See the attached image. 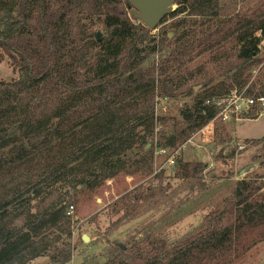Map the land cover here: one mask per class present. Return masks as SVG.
I'll use <instances>...</instances> for the list:
<instances>
[{"label": "trees", "instance_id": "16d2710c", "mask_svg": "<svg viewBox=\"0 0 264 264\" xmlns=\"http://www.w3.org/2000/svg\"><path fill=\"white\" fill-rule=\"evenodd\" d=\"M174 4L159 25L176 18L151 33L128 0H0V61L19 72L0 80V264L70 261L66 211L77 196L122 172L152 173L151 139L164 122L157 96L194 94L156 144L172 147L214 116L206 98L248 83L264 48V11L220 18L222 0ZM261 77L259 90L247 87L250 96H264ZM174 164L188 190L204 188L203 162ZM164 178L155 173L118 196L108 228L156 206L171 187ZM210 206L185 237L134 236L115 243L104 264H251L247 253L264 246V173L235 180Z\"/></svg>", "mask_w": 264, "mask_h": 264}, {"label": "rangeland", "instance_id": "374dc122", "mask_svg": "<svg viewBox=\"0 0 264 264\" xmlns=\"http://www.w3.org/2000/svg\"><path fill=\"white\" fill-rule=\"evenodd\" d=\"M225 2V10L220 18L227 17L231 13L254 9L264 11V0H222ZM177 7L172 6V10ZM130 14V11H129ZM176 17H168L167 20L151 30L156 33L158 29L171 22ZM99 27V28H98ZM96 32L100 38L104 36L103 28L98 25ZM175 34L171 35V38ZM257 58L259 63L251 69V78L243 87H249L253 91L259 90V81L264 75V48ZM260 71V72H259ZM19 76L8 62L6 57L0 61V80H12ZM190 83V82H189ZM229 83V82H228ZM238 87L237 85H235ZM195 91L201 89L196 86ZM227 92V91H226ZM191 96L178 94L176 98L157 96L154 101L155 115L163 119V123L154 128L151 172L119 173L117 177L103 182L92 191L79 194L73 202V211L69 215L72 225V256L67 264H104L112 257V247L115 243H126L131 237H141L146 234L164 236L169 241H176L185 237L197 229L204 215L209 211L212 202L235 180L250 175L257 171L264 173V142L254 143V139L264 136V113L255 118H246L228 123L213 122L194 130L187 139L166 148L167 153L177 150L175 158L184 160H196L205 164L202 176L205 186L202 190H188L186 184L173 177L175 164L167 163L169 154L159 153L158 143L160 136L172 126L179 125V110L192 103ZM160 122V121H159ZM238 125V123H240ZM225 125V126H224ZM238 125V127H237ZM223 126L225 129L220 128ZM219 127V128H218ZM230 140L228 141V138ZM150 141V142H151ZM150 143L147 144L149 146ZM226 153H233L231 157H222ZM131 160L136 159L130 154ZM175 163V162H174ZM163 173L164 183L169 182L171 187L161 201L150 210L143 212L136 218L125 222L115 230L108 228L109 221L115 216L108 214L109 205L121 194L132 189L136 185L147 181L155 173ZM82 235L88 237V241L81 239ZM246 259L251 264H264V246L257 245L251 249ZM29 264H53L47 257L33 260Z\"/></svg>", "mask_w": 264, "mask_h": 264}, {"label": "built area", "instance_id": "2783aa9c", "mask_svg": "<svg viewBox=\"0 0 264 264\" xmlns=\"http://www.w3.org/2000/svg\"><path fill=\"white\" fill-rule=\"evenodd\" d=\"M247 87L241 89L237 87L230 88L226 93L213 95L205 99L204 104L215 110L214 116L208 121L207 125L213 122L228 123L237 120H244L250 112L256 111L258 115L264 113V96H250ZM159 153L169 154L167 163L174 164L178 154L177 150L167 153L166 148H160ZM73 205H70L66 214L70 215L73 211Z\"/></svg>", "mask_w": 264, "mask_h": 264}, {"label": "water", "instance_id": "95a60500", "mask_svg": "<svg viewBox=\"0 0 264 264\" xmlns=\"http://www.w3.org/2000/svg\"><path fill=\"white\" fill-rule=\"evenodd\" d=\"M130 5L135 9V18L147 27L156 28L164 16L171 12L175 0H128ZM97 39L100 33L97 32ZM83 241H88L86 235H82ZM120 246L123 245L120 243Z\"/></svg>", "mask_w": 264, "mask_h": 264}, {"label": "crops", "instance_id": "0c3cea01", "mask_svg": "<svg viewBox=\"0 0 264 264\" xmlns=\"http://www.w3.org/2000/svg\"><path fill=\"white\" fill-rule=\"evenodd\" d=\"M239 124H241V122H240V123H238V125H239ZM238 125H237V127H238Z\"/></svg>", "mask_w": 264, "mask_h": 264}]
</instances>
